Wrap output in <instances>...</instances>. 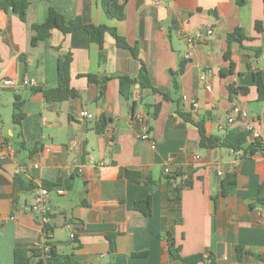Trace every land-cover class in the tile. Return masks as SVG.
Wrapping results in <instances>:
<instances>
[{"label":"crops","instance_id":"crops-1","mask_svg":"<svg viewBox=\"0 0 264 264\" xmlns=\"http://www.w3.org/2000/svg\"><path fill=\"white\" fill-rule=\"evenodd\" d=\"M51 7L67 21L80 16L85 23L115 27L129 44H137L139 57L118 46L110 32L102 47L83 29L64 33L57 28L32 45V25L45 22ZM125 11L118 20L107 16L101 0H31L24 22L15 11L0 10V78L18 81L0 91V264H14L15 247H34L41 235V224L26 207L43 184L51 186V242L73 264H176L169 232L182 256L202 253L203 264H264V201L258 200L264 195V153L243 156L229 148H203L198 127L177 112L179 107L194 121L202 120L209 135L246 130L252 123L264 142V99L254 80L256 71L264 80V0L243 5L237 0H125ZM237 27L247 38L232 44L235 68L222 75L230 66L224 57L227 35ZM207 28L213 33L185 58L190 49L186 35ZM67 52L72 53L71 86L80 95L51 103L42 91L31 89L57 86L59 58ZM141 60L153 85L179 105L139 83L134 86L135 107L121 94L118 76L138 78ZM86 74L117 77L108 81L105 98L98 100V84ZM26 75L35 79L34 85L23 83ZM17 95L24 100L20 125L12 117ZM157 103L161 110L155 117L151 106ZM144 130L149 139L141 137ZM20 139L41 147L31 155L28 149L15 150ZM248 139H255L251 131ZM19 167L33 189H18ZM166 167L183 173L178 183L192 182L182 190L179 204L167 201ZM127 169L141 172V181L127 178ZM218 171L237 173L230 195L221 194L224 176ZM149 176L153 186L147 183ZM150 193L152 213L145 216L135 209V201ZM71 225L75 240L69 237ZM109 234H116L115 253ZM237 246L259 256L244 252L239 257Z\"/></svg>","mask_w":264,"mask_h":264},{"label":"trees","instance_id":"trees-1","mask_svg":"<svg viewBox=\"0 0 264 264\" xmlns=\"http://www.w3.org/2000/svg\"><path fill=\"white\" fill-rule=\"evenodd\" d=\"M238 4L243 5L247 0H237ZM31 0H0V10L9 11L13 10L18 15L19 18L26 22L27 21V12ZM101 5L105 10L106 14L110 18H115L118 20H122L126 16L125 11V0L120 2V0H101ZM60 29L64 33L71 32L76 29H83L88 32L91 41L98 43L101 47L103 46L105 34L110 32L116 39V43L118 46L129 48L135 57H139L137 44L131 45L126 39L120 36L117 33L115 27L108 26L106 24H94V23H85L82 21L80 16H77L69 21L66 20L65 16L55 10L53 7L49 9L48 17L45 22L39 24H33L32 29L35 32L32 36L31 44L36 45L40 40L46 39L51 35L52 29ZM247 38V35L243 28L237 27L234 31L228 33L227 41L229 44L228 49L226 50L224 57L227 60H230V66L227 69H222V75L227 73H231L234 71L235 64L231 58V46L234 42L242 43L244 39ZM188 59L182 60L180 63V67L178 72H183L185 69V65ZM72 62V53L67 52L63 54L59 58L58 62V84L56 87L50 89H41V87H32V92L42 91L46 99L51 103H56L59 101H63L69 98L78 97L80 94L78 90L71 86V77H70V66ZM88 78L89 81L95 82L99 87V95L97 97L98 100H103L106 96L107 92V84L111 78H115V75H107L99 77L93 74L84 75ZM120 80V92L121 94L128 100H132V105L135 107L137 105L136 100H133L134 94V86L136 83H139L142 88H151L155 93L161 94L163 99L169 101H175L178 104V100H174L170 93L162 92L156 86L153 85L151 79L149 77V71L147 65L144 60H141L140 67V75L138 78H132L128 75L118 76ZM254 80L257 84V88L259 91V98L264 99V80L262 77V73L260 71L254 72ZM174 88L178 89V83L174 84ZM231 94H235L237 89L230 85L229 86ZM24 100L20 98V95H17V99L13 102V122L16 125H20L22 123V119L25 117V112L23 109ZM179 105V104H178ZM153 108V114L155 117L159 115L161 110V103H157L151 106ZM178 107V106H177ZM177 112L186 120L195 123L198 127L201 140L200 145L203 148L207 147H224L229 148L234 151H242L243 156L253 155L256 152L264 153V145L261 140L254 139L253 141H249V131L242 128H235L228 131L225 135H209L207 134L203 121L198 120L194 121L190 115V113L183 111L179 107L177 108ZM105 124V123H104ZM104 124L98 128L99 130L103 128ZM15 150L19 149H28L29 154H33L39 147H41L40 143H35L33 145L27 144L24 139H20L15 143ZM183 173L181 171H171L164 174V182L167 186V201L168 203H177L179 204L182 197V190L185 187H190L192 185L191 181L182 179L178 183V177L182 176ZM127 178L139 182L142 179V174L136 170H126ZM15 180L17 182V186L19 190H31L35 187L32 181H27L22 174L15 175ZM238 182V177L236 172H227L224 174L222 179V188L221 194L223 196L230 195L236 188ZM147 183L151 186L156 184L151 176L148 177ZM45 187L51 189L49 184H43ZM262 189V188H261ZM259 202L264 201V195L259 196ZM152 194L150 193L145 198H140L135 201V209L143 213L145 216H150L152 213ZM171 211V210H170ZM173 212V210H172ZM47 234V240L51 244L50 250V260L57 262L58 264H73L69 261L68 255H60L58 254L54 246L51 242V235L53 231V226L48 223L45 225L43 229ZM110 241V250L115 253L117 249L116 244V234L108 235ZM167 240L169 243V250L172 254L173 258L176 260V263L180 264H203L205 262V257L202 253H196L188 256L181 255V246L176 244V241L171 232L167 235ZM237 252L239 257H241L242 253L247 254H258L249 251L243 250V247L237 246ZM135 255H144L135 254ZM42 250L35 247H25L21 245H17L14 249L13 261L14 264H35L32 262L34 258L37 260L41 258ZM111 264H115L112 262Z\"/></svg>","mask_w":264,"mask_h":264},{"label":"built area","instance_id":"built-area-1","mask_svg":"<svg viewBox=\"0 0 264 264\" xmlns=\"http://www.w3.org/2000/svg\"><path fill=\"white\" fill-rule=\"evenodd\" d=\"M159 1V0H157ZM213 33V29L212 28H207L206 30H201L198 29L196 31H194L192 34H188L186 35V39L190 45V49L186 52L185 54V58H190L193 54V47L195 46L196 43L206 40V38L211 35ZM206 74L205 73H201L200 74V79L201 81H203V83H205L206 88L208 90H211V85L206 83ZM23 83L26 85H34L35 84V79H33L32 77L26 75L23 79ZM18 84V81H16L13 78H9V77H3L0 78V91H2L4 88L6 87H13L16 86ZM195 105H198V103H195ZM237 112H240V108L239 107H235L234 109ZM244 115H246V113L244 112ZM229 122H233L234 118L233 116H230L228 118ZM246 130L251 131L252 135L256 138L262 141L263 145V137H262V133L259 131H256L253 127L252 123L247 124L246 126ZM141 137L143 139H149L150 138V134L147 130H144L141 134ZM153 147L156 146L155 142H152ZM2 147H8L7 145H2ZM33 167H38V165L36 163L32 164ZM166 173L170 172V168L166 167L164 170ZM24 172V169L21 167L16 169V173L20 174ZM218 175L224 176V173L222 171H218L217 172ZM57 191L59 193H64L63 189H57ZM50 199H51V191L49 188L45 187L44 185H40L38 186V188H36L35 193H34V202L32 205L27 206V210L29 212H31L39 221V223L42 226V231H41V235L39 236V238L34 242V247L35 248H39L42 250V256L41 258L43 259V264H58L55 261L50 260V250H51V244L48 242L47 240V234L46 232L43 230L45 225L50 223L51 221V207H50ZM72 229L70 231V235L69 237L72 240L76 239V230L74 228L73 225L70 226ZM176 264H180V263H176Z\"/></svg>","mask_w":264,"mask_h":264},{"label":"water","instance_id":"water-1","mask_svg":"<svg viewBox=\"0 0 264 264\" xmlns=\"http://www.w3.org/2000/svg\"><path fill=\"white\" fill-rule=\"evenodd\" d=\"M180 179V178H179ZM32 262L33 263H35V264H43V259L42 258H40V259H36V258H34L33 260H32Z\"/></svg>","mask_w":264,"mask_h":264}]
</instances>
